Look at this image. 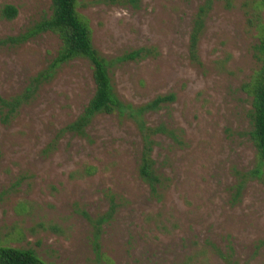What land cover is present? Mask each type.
<instances>
[{"label":"rangeland","instance_id":"rangeland-1","mask_svg":"<svg viewBox=\"0 0 264 264\" xmlns=\"http://www.w3.org/2000/svg\"><path fill=\"white\" fill-rule=\"evenodd\" d=\"M258 1L213 0L194 60L205 0H76L124 109L174 96L141 117L165 130L149 139L152 187L138 172L135 116L97 114L82 133L67 130L94 94L89 62L50 70L59 38L21 40L51 0H0V98L50 73L12 113L0 104V247L45 264H264V186L253 178L236 194L256 163L242 87L260 67ZM8 5L12 20L1 16Z\"/></svg>","mask_w":264,"mask_h":264},{"label":"trees","instance_id":"trees-1","mask_svg":"<svg viewBox=\"0 0 264 264\" xmlns=\"http://www.w3.org/2000/svg\"><path fill=\"white\" fill-rule=\"evenodd\" d=\"M115 1V0H110ZM228 3V0H226ZM213 0H205L204 4L199 7L192 32L190 34V53L191 57L196 59V44L199 34L204 27V20L211 10ZM264 9V0L257 2L256 8ZM17 9L13 6H5L1 10V16L4 19L12 20L16 17ZM259 43L257 45V54L260 61V67L254 72L249 81L243 85V90L251 97L250 120L252 125L251 139L256 148L255 167L245 174L241 175V181L237 185V196L243 189L246 181L256 178L264 186V24L258 23L256 27ZM52 33L56 35L61 45L57 55L50 65V70L56 69L63 63L74 59H86L92 68V80L94 83V94L88 102L83 114L71 125L68 131L82 133L84 128L90 123L91 118L97 114L112 115L116 112L123 113L125 110L130 117H134L140 133L143 136L145 151L142 153L141 163L138 172L141 178L156 183L152 171L153 161L150 157V148L152 145L150 136L156 133H164V128L157 129L145 128L142 124L141 117L151 111L159 109V106L166 103H172L174 96L157 97L152 102L139 107L136 111L129 108L124 109L122 103L116 98L112 91L111 81L109 78V67L92 45L91 33L86 23L79 17L76 12V0H51V15L48 19L42 20L29 30L21 40L37 36L41 33ZM142 51L126 55L121 60L132 59ZM50 77V73L38 75L31 82L27 91L20 96H16L11 101H5L0 98L1 106L8 109L9 113L19 108V106L30 99L41 79ZM128 109V110H127ZM135 112V113H134ZM63 132V131H62ZM0 264H45L32 250L17 249L11 247H0Z\"/></svg>","mask_w":264,"mask_h":264}]
</instances>
